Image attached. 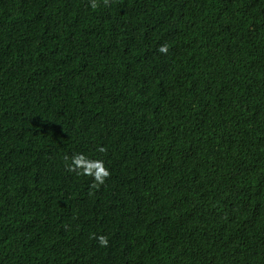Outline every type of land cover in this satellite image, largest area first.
I'll list each match as a JSON object with an SVG mask.
<instances>
[{"label":"trees","instance_id":"obj_1","mask_svg":"<svg viewBox=\"0 0 264 264\" xmlns=\"http://www.w3.org/2000/svg\"><path fill=\"white\" fill-rule=\"evenodd\" d=\"M0 264H264V0H0Z\"/></svg>","mask_w":264,"mask_h":264},{"label":"clouds","instance_id":"obj_2","mask_svg":"<svg viewBox=\"0 0 264 264\" xmlns=\"http://www.w3.org/2000/svg\"><path fill=\"white\" fill-rule=\"evenodd\" d=\"M93 7H95V5H93ZM159 51H160V52H166V51H167L166 46H162V47L159 49ZM104 174L106 175L107 173H104ZM97 179H100V177H97ZM98 239L101 241L102 244H106V243H107V241H106V239H105L104 237H99Z\"/></svg>","mask_w":264,"mask_h":264}]
</instances>
